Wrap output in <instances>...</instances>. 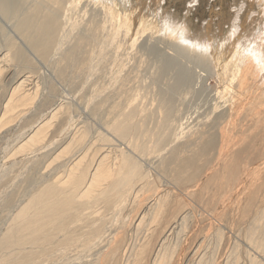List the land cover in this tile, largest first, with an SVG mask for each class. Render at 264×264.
<instances>
[{
    "label": "bare ground",
    "instance_id": "1",
    "mask_svg": "<svg viewBox=\"0 0 264 264\" xmlns=\"http://www.w3.org/2000/svg\"><path fill=\"white\" fill-rule=\"evenodd\" d=\"M127 1L0 0V78L36 61L69 88L86 89L103 126L60 130L56 148L31 161L34 177L4 197L0 264H264L263 237L251 240L264 233V174L255 178L264 170V11L244 37L234 21L223 54L188 24L149 19L153 32L214 70L222 88L210 108L234 99L230 121L190 128L177 114L180 85L171 88L169 78L153 108L138 95L142 64L130 43L143 24L129 20ZM30 74L11 90L6 115L31 102ZM68 111L60 126L72 122ZM42 123L20 138L18 152L41 145Z\"/></svg>",
    "mask_w": 264,
    "mask_h": 264
},
{
    "label": "rangeland",
    "instance_id": "2",
    "mask_svg": "<svg viewBox=\"0 0 264 264\" xmlns=\"http://www.w3.org/2000/svg\"><path fill=\"white\" fill-rule=\"evenodd\" d=\"M262 1L263 0H128L126 3V7L127 11L129 10L131 13L129 20H133L136 17L139 20L141 19L139 22H141V25L143 24L142 26H140V28H137L136 33L134 32L136 34L135 41L133 43H130L132 45L130 47L132 49L130 50L135 51L134 54H136V57L142 64L139 72L136 74V80L139 85L138 95H140V97H147V100L143 98L142 103L145 102L144 104L147 107L151 106L153 108L157 104V101L159 99V96H157V94H159L162 90L160 89V87L164 86L163 90H165L169 87L168 86L167 88H165V85L171 82V85L167 84L170 85L171 88L177 85L182 86V88L179 86L180 93H178L179 95L182 94L183 97L181 95L182 100L180 99L178 103L177 114L180 119L184 118L183 122H186L187 125L190 122V128L192 127V124L194 126L197 122L200 123L199 127H202L204 126L202 123L203 121L205 126L211 125V122H213L215 119H219L221 123L226 122L227 120L230 121L228 113L231 107L228 108L226 106L228 105V102L231 103L234 99H232L231 101H227L225 104H222V108H219L218 110H215L214 108V111L212 109L215 104L219 102V100H217V91H221L222 88V86L218 85L219 83L217 77H215L214 70L211 68H206L207 70H204L206 65H203V69V67H201L202 64L199 63L201 65L200 66L196 62V60L194 61V58L192 60V56L187 55V51H185L175 42L173 43L168 41L167 39H162L160 34L158 35L153 32V28H151L153 26L150 25V21H152L153 19L152 22L157 25L158 23H161L163 21V18L165 19L166 17H169L174 18V22H178V25L180 24V22L181 24L182 22L184 23L182 24L183 26H187L188 24L191 26V31L195 32L197 36L208 34L210 37L214 38V42L216 43V45L219 47H223V51L221 52V54H223L227 45V41L224 39V36L227 34L230 35V33L232 32L231 28L233 27L235 20L236 26L239 23V27L237 29L239 30V37L242 35L244 37L246 33L250 34V31L253 28L254 29L252 30V32H256V26L263 17L262 13L264 11V4H261ZM124 17V15L121 16L122 19H124ZM236 17L237 19H235ZM182 18L185 19L183 20ZM148 28L150 31H152V33L148 30ZM165 29H167V27H165ZM125 35V42L128 40H132V36H130V34L128 35L126 33ZM242 48L243 47H241V49ZM182 56H185L187 58H183ZM188 56L191 57H189L190 60ZM124 60L125 59L123 58L122 61ZM193 61L196 62V64H194ZM122 63L124 64V62ZM169 66L173 69H171ZM23 68H25V72L23 73H17L14 70H9L0 78V212L1 202L4 197L8 194H12L16 190V188L20 189L21 186L23 187L28 177H30L31 175L32 177H34L35 174L33 175L30 166L31 161L41 157V155L45 152L52 151L54 148H56V146L58 145V140L56 139V137L59 133H61L62 130H64L65 128H70L72 123L73 125L71 126V128L74 127V129H72L70 132L79 131V128H81V130L88 129L91 133H94V131H97V129L98 131H101V129L103 128L102 125V127L98 125L100 124L97 122L99 120L97 119L96 121L94 114L90 112L89 108H87V102L89 100H91L90 102H92L93 100L89 99L87 101L88 98L86 97L88 96L86 94V89L84 90L82 86H80L79 88L76 87L75 89L69 88L66 84L58 80L55 74L51 72V70L49 71L45 69V67H43L41 64H38L36 61H32L29 67L24 66ZM167 68L168 70H170V72L167 70ZM160 69L162 70L160 71ZM26 71H30L32 73L30 75H27V84H25L24 88L25 90H30V98L32 97L30 99L31 102H29L28 100L29 103L27 102L26 104H24L25 108L24 106H22L23 108L20 107L19 110L21 112L17 109L18 111L16 110L14 112H10V114L7 113L6 115L4 109L7 101L9 100V94L15 87V85H17L18 82L21 81V78L24 76ZM157 71H160L162 75L160 74V72L157 73ZM155 72L161 76L156 77L157 75H154ZM165 72L167 76L165 75ZM167 72H169V74ZM182 72L183 75L181 74ZM184 73L186 74V76L184 75ZM184 76L186 77L185 79ZM160 78L162 80L164 79V83ZM167 78L169 79L166 81V83L165 80ZM174 78L176 79V82L175 80H173ZM156 79L158 80L156 81ZM154 81L156 83L152 86V82ZM30 82L32 83V85ZM157 82L158 84L160 83V86L157 85ZM180 82L182 84H180ZM180 89H182V91H180ZM21 93H23V95L26 94V92L24 93V91H21ZM35 93L37 94V96L35 95ZM214 94L216 95V97ZM34 95L36 96L35 98H33ZM233 97L235 96L231 94L230 99ZM235 100L236 103L237 98ZM149 101H152V104L154 103V105H152ZM46 102L48 105L46 104ZM40 103L42 105H40ZM59 106H61V108L64 106L63 108L65 110L66 108L67 111L69 110L68 112L72 114L70 117V119H72V122H67L62 126L59 125V121L62 120V114L64 113V109H61ZM56 107L59 108V113L61 111L62 112L60 114H57V119L56 117L55 119H52L51 111L57 109ZM181 109L183 110L181 111ZM210 110H212V112L214 111V113L211 114ZM209 111L211 115L209 113V115L206 114ZM211 116L215 118H212ZM201 118H204V120H202ZM40 122H43L42 124L46 123L43 127L45 128V134L47 135L46 136L44 134L46 136V138L44 136L45 140L43 138V142L41 143V145H38L29 150L26 149L25 152H23L24 150L18 152V147L21 145L20 143L22 141L20 140V138L25 139L28 134L33 132V129L35 130V127ZM77 128L78 130H76ZM205 130H207V128ZM183 139L184 140L179 141V144H181V142L183 143V141L185 142L186 137ZM52 143L53 145H51ZM42 144L44 146L49 145V147H46L44 150V146L42 147ZM21 163L23 165H21ZM40 169V167L37 169L38 174L41 173ZM253 173L252 179L255 181V178L257 179L258 177L263 176L264 170L259 174H257V170L255 172L253 171ZM256 174L259 176L255 177ZM38 176L39 175H37V177ZM2 217H4V213H0V218ZM0 222L1 234L5 228L7 220L0 219ZM261 224H263L262 221ZM242 229V233L244 234V228L242 227ZM258 236L263 237L264 239L263 233L262 236L255 234L251 240L254 239L255 241ZM244 247L245 246L242 245L241 249H244ZM243 249L241 251L247 250Z\"/></svg>",
    "mask_w": 264,
    "mask_h": 264
}]
</instances>
